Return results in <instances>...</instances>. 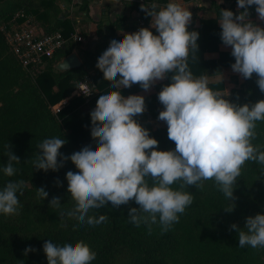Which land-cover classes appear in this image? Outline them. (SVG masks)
<instances>
[{"label": "clouds", "instance_id": "obj_1", "mask_svg": "<svg viewBox=\"0 0 264 264\" xmlns=\"http://www.w3.org/2000/svg\"><path fill=\"white\" fill-rule=\"evenodd\" d=\"M251 6L264 22V0H237L238 11H243L234 15L231 10L220 9L217 22L220 39L234 57L232 71L243 79L255 74V83L264 93V28L248 19ZM140 10L151 17L150 27L157 34L144 27L125 33L110 41L97 59L96 67L103 79L111 82V89H118L99 95L90 112V135L97 144L63 156L59 150L66 140L46 138L37 144L39 154L31 164L36 170L55 172L70 160L78 170L68 171L65 176L72 208L64 210L58 196L49 201V207L60 209V218L96 226L107 222L108 217L90 215L91 210H99L109 202L115 209L134 201L138 207L129 208L127 221L136 227L145 225L151 234L153 225L167 232L178 223L180 215L194 202L193 194L186 189L195 186L203 190L205 181H213L231 201L224 210H234L233 190L245 163L253 161L264 166V150L253 143L257 122L264 121V100L231 102L226 90L208 86L207 75H193L188 60L190 52L197 53L199 33L188 30L192 20L188 8L168 0L163 6L141 4ZM165 79L170 82L157 93L163 105L157 119L166 123L167 136L175 148L161 151L148 129L134 119L145 110L144 97H125L120 90L139 85L148 91ZM5 147L8 159L0 170L6 177H13L20 159L10 151L11 145ZM24 187L23 180H9L0 188V214H19L18 193L22 195ZM36 195L42 201L48 192L41 187ZM230 228L238 234V247L264 248V214L246 217L243 228L236 224ZM30 251L34 249L26 248L25 255ZM43 252L47 264H91L97 255L83 240L61 246L48 239Z\"/></svg>", "mask_w": 264, "mask_h": 264}, {"label": "trees", "instance_id": "obj_2", "mask_svg": "<svg viewBox=\"0 0 264 264\" xmlns=\"http://www.w3.org/2000/svg\"><path fill=\"white\" fill-rule=\"evenodd\" d=\"M55 1L0 0V169L7 163V144L20 159L13 177H6L0 170V188L9 180H23L25 184L23 194L18 193L19 214H0V264H47L43 244L48 239L61 246L83 240L97 254L91 264H264V248L238 247V234L230 228L232 224L243 228L246 217L264 214V166L257 162L248 161L242 168L233 190L236 198L233 211L224 210L231 206V201L217 190L213 181H205L203 190L188 186L186 190L193 194L194 202L167 232H161L156 224L149 234L145 225L136 227L129 223V208L138 207L134 201L115 209L109 202L99 210H91L90 215L105 214L108 217L107 222L96 226L60 218V209L49 207L52 197L58 196L64 210L72 208L65 176L68 171L78 170L70 160L55 172L36 170L31 164L35 154H39L36 146L46 138L61 137L66 143L59 151L63 156H70L85 146L95 145L96 140L90 135V112L95 108L99 95L118 90L111 89V82L103 79L102 72L96 67L97 59L110 41L116 39L114 31L128 20L126 17L117 18L110 24V34L102 36L93 50L83 52L79 68L64 73L54 70L55 64L71 54L76 46V42L70 41L67 47L45 60L42 69L26 71L13 55L1 27L15 14L23 13L32 17L44 33L60 31L69 38L74 34V28L68 20L61 19L63 13ZM83 6L81 9L85 10L87 3ZM214 6L219 18L222 8ZM134 7L147 25L150 17L140 10L138 3ZM215 23L214 20L201 21L199 28L188 27L189 31L199 33L197 53L190 52L188 60L194 76L205 75L223 65L230 67L235 62L234 57L221 54L216 60L203 59L205 52L218 51V45L222 43L221 29ZM128 28L133 29L134 23L130 22ZM91 70L93 75H89ZM84 77H89L96 94L89 99L73 97L54 114L51 107L69 96L76 83ZM255 80V74L251 79H243L238 88L230 91L227 99L237 104L264 100V93ZM169 82L165 79L163 84L156 86L157 93ZM208 86L213 90L224 89L222 84ZM142 90L139 85H133L120 91L126 97ZM156 104L163 107L157 95L145 98L146 113L143 114L158 117ZM138 116L134 118L137 122ZM147 129L150 137L158 141L157 150H174L175 144L167 136V125ZM256 132L257 139L253 143L261 145L264 150V121L257 122ZM41 187L48 192V197L42 201L36 195V189ZM29 247L34 251L25 255L24 250Z\"/></svg>", "mask_w": 264, "mask_h": 264}, {"label": "crops", "instance_id": "obj_3", "mask_svg": "<svg viewBox=\"0 0 264 264\" xmlns=\"http://www.w3.org/2000/svg\"><path fill=\"white\" fill-rule=\"evenodd\" d=\"M87 3V8H84L83 3ZM168 0H158V1H146V0H56L55 3L62 11L63 15L61 19L68 20L73 28L74 34L80 36L82 38V42H76V46L73 47L72 53H74L79 61L82 63L83 52L93 50L95 45L99 42L102 36H107L110 34V24H112L117 18L126 17L127 23L124 24L121 28H118L114 31V38L119 39L122 38L125 33H130L133 29L128 28L130 22H134L136 16L141 17L140 13L134 7V4H157V5H165ZM176 3L181 6L188 8V10L192 13V20L189 28H199L201 21H211L214 20L216 26L219 27L217 20V14L215 11V4L222 9L231 10L234 15L239 14V11H243L237 9V0H175ZM249 16L248 19L258 26L264 28V22L260 21L257 17V13L255 12V6H251L248 8ZM30 20V24L33 28H35L39 33H44L43 29L39 26L38 23H34L32 21V17L27 16ZM142 18V17H141ZM143 19V18H142ZM144 20V19H143ZM146 23V22H145ZM151 17L149 22L146 25V28H149L153 34H157L154 28L150 27ZM73 34V35H74ZM74 42V41H73ZM78 44V45H77ZM230 47H225L223 43L218 45V51L216 52H205L203 54V59L207 61L216 60L219 58V54L221 55H230L231 56ZM214 68L213 71L207 72L205 75L208 76L209 84H222L224 89L229 95L226 98L230 97V91L232 89L238 88L243 83V78L232 71L229 66H221L219 69ZM89 75H93V70L89 71ZM163 81H158L155 85H153L148 91H139L137 93L131 95H141L145 98L150 96L157 95L156 86L164 83ZM231 86V88L227 89V86ZM55 90V89H54ZM222 90V91H223ZM67 96V100L69 101L71 98ZM127 97V96H126ZM67 101V102H68ZM157 113L163 110L159 104H156ZM143 113H146V107ZM147 117V120L141 122L138 116V123L143 127L146 122L149 121V124L152 127L150 129H156L160 127L166 126L164 121H160L156 118H151L150 116H146L145 114H141ZM147 129V128H146ZM97 141L95 142V145ZM94 145V146H95Z\"/></svg>", "mask_w": 264, "mask_h": 264}, {"label": "built area", "instance_id": "obj_4", "mask_svg": "<svg viewBox=\"0 0 264 264\" xmlns=\"http://www.w3.org/2000/svg\"><path fill=\"white\" fill-rule=\"evenodd\" d=\"M133 23L134 28L130 33L138 31L141 27L146 28L145 21L139 16H136ZM1 31L13 55L26 71L32 69L37 72L40 67L42 69L43 62L52 58L58 50L67 47L70 41L82 42V38L76 34L65 38L60 31L39 33L23 13L15 14L9 23L1 27ZM95 90L89 77H84L76 83L70 97L89 99L95 94ZM67 101V98L61 100L51 107V111L58 113L67 105Z\"/></svg>", "mask_w": 264, "mask_h": 264}, {"label": "water", "instance_id": "obj_5", "mask_svg": "<svg viewBox=\"0 0 264 264\" xmlns=\"http://www.w3.org/2000/svg\"><path fill=\"white\" fill-rule=\"evenodd\" d=\"M63 65H66L64 67ZM81 62L74 53L69 54L68 56L62 58L54 66V70L60 73L68 72L79 68Z\"/></svg>", "mask_w": 264, "mask_h": 264}, {"label": "rangeland", "instance_id": "obj_6", "mask_svg": "<svg viewBox=\"0 0 264 264\" xmlns=\"http://www.w3.org/2000/svg\"><path fill=\"white\" fill-rule=\"evenodd\" d=\"M226 88L229 89V88H231V86L229 85V86H227ZM96 92H97V90H95V94H96ZM139 120H140L141 122H144L145 120H147V117H145V116H143V115H140V116H139ZM143 127H144V128H149V127H152V126L149 124V121H148V122H146V123L144 124Z\"/></svg>", "mask_w": 264, "mask_h": 264}]
</instances>
